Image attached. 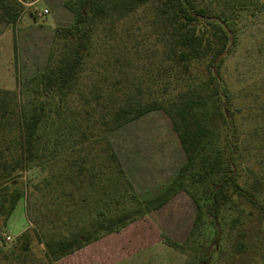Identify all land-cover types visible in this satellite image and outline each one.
<instances>
[{"label": "trees", "instance_id": "16d2710c", "mask_svg": "<svg viewBox=\"0 0 264 264\" xmlns=\"http://www.w3.org/2000/svg\"><path fill=\"white\" fill-rule=\"evenodd\" d=\"M27 1L0 0V35L17 24ZM64 6L72 23L56 27L45 68L20 83L29 101L18 104L17 91L0 88V252L15 255L1 231L28 191L47 215L42 243L52 264L180 191L193 198L196 217L184 242L166 239L177 250L196 243L208 218L226 224L229 204L240 211L234 223L264 224V79L244 90L248 102L238 106L224 72L264 1L66 0ZM143 7L169 37L166 61L141 67L133 26ZM153 110L170 117L187 160L163 192L141 199L109 132ZM31 237L30 229L22 232L23 250H30ZM246 248L242 239L234 251ZM208 259L207 249L200 264Z\"/></svg>", "mask_w": 264, "mask_h": 264}, {"label": "rangeland", "instance_id": "374dc122", "mask_svg": "<svg viewBox=\"0 0 264 264\" xmlns=\"http://www.w3.org/2000/svg\"><path fill=\"white\" fill-rule=\"evenodd\" d=\"M45 5H48L46 0H41L36 7ZM51 5L54 6L53 3ZM134 16V37L139 43V50L135 53L137 65L143 67L166 61L168 50L163 49L169 36L160 20L150 7L138 9ZM50 18L47 15L40 22ZM18 25L17 22L9 26L0 35V88L17 91L18 104H23L29 99L20 92L23 77L18 68V58L22 60L26 56L24 45L21 50L18 46ZM89 70L88 66L87 72ZM224 72L236 95L237 105L245 106L248 99L244 90L259 88L264 79V12L244 27L236 50L226 61ZM242 126L246 128L245 120ZM192 205L195 220L196 206L193 200ZM190 213L186 205L167 206L62 257L64 259L60 264H200L207 249L209 259L206 264H264V224L255 219L247 227L239 221L234 223L233 219L240 211L230 204L225 210L226 224L217 225L208 218L196 243L184 251L173 248L166 239L184 242L193 225V221L188 220ZM46 217L44 208L34 203L28 191L9 217L6 228L1 231L5 249L8 253L15 250V255L9 253L4 256L0 252V264H52L45 255L42 243L46 236ZM26 229L32 233L28 251L22 249L20 241ZM243 233L246 234L243 236ZM216 236L217 240L213 242ZM242 239L247 243V248L234 251Z\"/></svg>", "mask_w": 264, "mask_h": 264}, {"label": "crops", "instance_id": "0c3cea01", "mask_svg": "<svg viewBox=\"0 0 264 264\" xmlns=\"http://www.w3.org/2000/svg\"><path fill=\"white\" fill-rule=\"evenodd\" d=\"M39 1L41 0L25 2L27 9L18 21V46L21 50L24 45L23 52L26 56L22 60L18 58V68L23 80L45 68L56 27L69 26L73 21L72 11L64 6L66 0H46L48 5L41 8L36 7ZM44 9L48 12L40 14ZM47 15L51 18L41 23L40 19ZM109 139L141 199L153 198L163 192L187 160L172 120L162 110L150 111L111 130ZM192 200L187 192L180 191L148 214L160 212L167 206L186 205L191 211L188 220L194 224ZM63 259L56 264H60Z\"/></svg>", "mask_w": 264, "mask_h": 264}, {"label": "built area", "instance_id": "2783aa9c", "mask_svg": "<svg viewBox=\"0 0 264 264\" xmlns=\"http://www.w3.org/2000/svg\"><path fill=\"white\" fill-rule=\"evenodd\" d=\"M47 12H48V10H47V9H44L43 12L40 13V14H45V13H47Z\"/></svg>", "mask_w": 264, "mask_h": 264}]
</instances>
